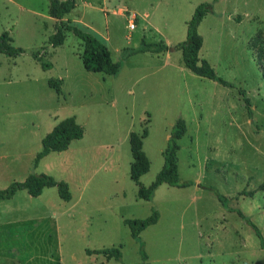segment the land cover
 Returning a JSON list of instances; mask_svg holds the SVG:
<instances>
[{"label":"rangeland","instance_id":"rangeland-1","mask_svg":"<svg viewBox=\"0 0 264 264\" xmlns=\"http://www.w3.org/2000/svg\"><path fill=\"white\" fill-rule=\"evenodd\" d=\"M50 2L0 0V34L8 31L24 50L0 54V189L46 173L68 183L72 199L54 186L38 197L20 190L1 200L0 264H264L260 238L237 212L264 237V61L249 48L258 31L264 46V0H77L64 26L99 37L121 62L116 75L87 70L83 42L71 31L64 44H50L61 21L50 16ZM202 2L211 11L198 27L199 56L232 86L192 72L177 48ZM144 38L169 39L171 56L125 57ZM68 117L84 136L37 161L45 135ZM180 117L187 132L179 140V176L193 184L163 183L151 200L139 198L130 173L131 132L148 131L143 151L150 169L140 183L149 186ZM155 211L158 221L141 232L142 241L133 238L125 220ZM112 247L121 249V260L89 253Z\"/></svg>","mask_w":264,"mask_h":264},{"label":"trees","instance_id":"trees-1","mask_svg":"<svg viewBox=\"0 0 264 264\" xmlns=\"http://www.w3.org/2000/svg\"><path fill=\"white\" fill-rule=\"evenodd\" d=\"M76 7L77 0H51L49 13L50 16L61 20L66 14L70 13ZM210 11L211 3L205 2L197 6L193 16L187 22V39L178 44L177 48L182 50L183 63L192 72L199 76L219 81L225 86H232L228 80L220 77L216 73L212 65L206 59H201L199 56V52L203 45V37L198 31V27L204 17L210 13ZM67 31L73 32L82 40L84 50L81 56L84 66L87 70L102 72L108 75H116L120 71L121 62L114 61L112 59L110 48L99 37L79 28L75 24L64 26V22L61 20L56 27V32L50 37V44L54 47L64 44ZM262 35L263 32L258 31L255 38L249 44V48L252 50L253 54L258 60L264 61V46L261 42ZM168 50L169 46L163 40L148 42L144 38L142 40L141 46L128 48L125 53V57H130L139 52H151L159 54L167 52ZM23 52V48L13 45V37L8 31H4L0 34V54H5L9 57H15ZM35 57L37 58L36 55ZM39 61L45 69L52 67V63L50 62H47L43 59H39ZM56 89L57 91H61L59 87ZM243 94L248 113L251 116L252 104L250 98L246 97L245 93ZM186 132V120L180 117L172 128L167 146L163 152L165 160L164 166L159 172L157 178L149 186H144L140 183L141 176L147 173L150 169V161L143 151V139L148 135V131L144 130L143 134L141 135L137 134L136 132H131L130 143L133 153V161L131 163L130 173L131 178L137 184H139V198L151 200L155 190L163 183L178 187H186L193 184V181H182L179 176V140L186 134ZM83 136L84 128L74 117L63 119L43 138V148L37 156V161L51 152H61L67 150L73 140L81 139ZM54 186L58 188L59 195L62 199L66 201H70L72 199V193L68 183L65 181H59L46 173H33L30 174L24 181H14L7 188L0 189V201L12 198L20 190H26L33 197H38L43 193L45 188ZM261 189L264 190V183L261 185ZM243 193L247 196L254 195V191H244ZM217 195L219 200L223 204H226L227 197L223 194ZM237 212L242 219L251 225L257 236L260 238L261 246L264 248V237L260 228L242 210H237ZM158 217V212L155 211L147 218H128L125 220V222L129 225L133 238L142 241L141 232L149 225L156 223L158 221ZM92 252L104 253L107 257L115 258L116 260H121L122 258V251L118 247L89 251V253ZM142 253L144 259L147 260L148 255L146 252L142 250ZM144 264L152 263L146 262Z\"/></svg>","mask_w":264,"mask_h":264},{"label":"crops","instance_id":"crops-1","mask_svg":"<svg viewBox=\"0 0 264 264\" xmlns=\"http://www.w3.org/2000/svg\"><path fill=\"white\" fill-rule=\"evenodd\" d=\"M202 3H203V2H202ZM197 4H198V3H197ZM200 4H201V3H200ZM200 4H199V5H200ZM196 8H197V7H196ZM195 10H196V9H195ZM194 12H195V11H194ZM239 13H240V12H239ZM234 14H235V13H232V15H234ZM242 14H243V16H247V15L244 14V13H242ZM206 16H207V15H206ZM220 16H221V15H220ZM204 18L206 19V17H204ZM205 19H203V20H205ZM236 19H237V18H236ZM203 20H202V21H203ZM237 20H239V19H237ZM240 21H241V20H240ZM200 24H201V23H200ZM92 29H93L97 34L101 35L105 40L108 38V37H104L103 33H101V31L98 30L97 28H94V27H93ZM135 29H136V28H135ZM187 32H188V29H187ZM187 34H188V33H187ZM170 42H171V41L168 39L165 43L169 46V45H170ZM161 54L165 55L167 58L171 56V54L169 53V51H168V52L161 53ZM15 195H16V194H15ZM15 195H14V196H15ZM29 195H30V194H29ZM14 196H13V197H14ZM31 196H32V195H31ZM13 197H12V198H13ZM10 199H11V198H10Z\"/></svg>","mask_w":264,"mask_h":264},{"label":"built area","instance_id":"built-area-1","mask_svg":"<svg viewBox=\"0 0 264 264\" xmlns=\"http://www.w3.org/2000/svg\"><path fill=\"white\" fill-rule=\"evenodd\" d=\"M135 17V16H134ZM135 23L133 22V20L130 22V25H129V27H130V29H135Z\"/></svg>","mask_w":264,"mask_h":264},{"label":"water","instance_id":"water-1","mask_svg":"<svg viewBox=\"0 0 264 264\" xmlns=\"http://www.w3.org/2000/svg\"><path fill=\"white\" fill-rule=\"evenodd\" d=\"M170 50H174V48H173V47H171V48H170Z\"/></svg>","mask_w":264,"mask_h":264}]
</instances>
